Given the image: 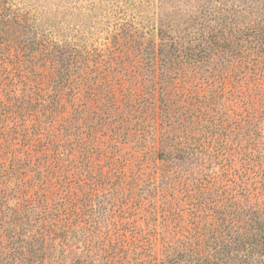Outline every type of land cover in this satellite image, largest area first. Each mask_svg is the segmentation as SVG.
I'll return each mask as SVG.
<instances>
[{
  "label": "rangeland",
  "instance_id": "obj_1",
  "mask_svg": "<svg viewBox=\"0 0 264 264\" xmlns=\"http://www.w3.org/2000/svg\"><path fill=\"white\" fill-rule=\"evenodd\" d=\"M226 1L204 0L200 7L221 13L229 6ZM261 1L253 0L260 7ZM182 2L0 0L4 206L19 207L21 199H44L52 206L86 197L93 201L100 226L115 222L117 234H125L122 240L140 250L152 246L159 255V241H153V228H159L150 214L161 204L150 183L159 180L158 134L153 137L149 129L159 102L144 58L150 48L146 43L158 42L160 19L176 18L174 5ZM20 18L27 19L29 29L17 26ZM46 38L62 47L65 61L54 50L51 56L44 51ZM22 48L31 60L17 50ZM234 65L233 71L227 68L230 79L207 73V81L187 82L175 94L186 93L208 112L206 126L216 125L214 139L205 146L219 155L210 168L218 175L225 166L241 172L256 168L253 134L248 132L247 142L237 127L260 113L264 125V58ZM107 210H113L112 216L105 215Z\"/></svg>",
  "mask_w": 264,
  "mask_h": 264
},
{
  "label": "trees",
  "instance_id": "obj_2",
  "mask_svg": "<svg viewBox=\"0 0 264 264\" xmlns=\"http://www.w3.org/2000/svg\"><path fill=\"white\" fill-rule=\"evenodd\" d=\"M203 1L174 5L176 18L158 22L157 44L146 43L151 92H158L159 102L154 124L149 125L153 137L158 134L154 141L159 180L150 183L152 196H160L161 204L150 214L159 228H153L159 255L152 246L140 250L122 240L125 234H117L115 222L100 226L91 199L66 198L52 206L44 199H21L19 207L0 202V264H264L261 113L245 117L237 127L247 142L248 132L253 134L256 168L241 172L224 165L218 175L210 168L219 155L205 146L206 140L214 139L216 125L206 126L208 112L186 93L175 95L187 82L207 81V73L230 79L227 68L233 71L235 61L244 66L264 58V0L261 7L253 0H228L221 13L201 8ZM15 23L29 29L27 19ZM46 39L44 51L49 56L55 51L65 61L62 47ZM17 50L31 60L23 48Z\"/></svg>",
  "mask_w": 264,
  "mask_h": 264
}]
</instances>
